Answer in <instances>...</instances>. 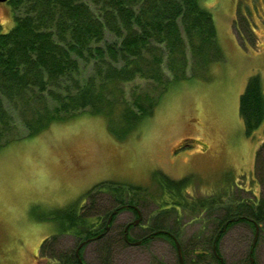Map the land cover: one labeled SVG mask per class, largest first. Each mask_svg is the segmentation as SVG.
Segmentation results:
<instances>
[{"label": "rangeland", "instance_id": "374dc122", "mask_svg": "<svg viewBox=\"0 0 264 264\" xmlns=\"http://www.w3.org/2000/svg\"><path fill=\"white\" fill-rule=\"evenodd\" d=\"M201 3L212 13L223 53V60L212 66L211 80L174 84L154 114L122 141L107 131L103 117L82 112L0 148V264H50L49 252L75 251L78 238L70 232L59 233L57 241L35 260L42 240L58 231L53 218L57 209L89 203L91 211L101 214L116 206L103 188L94 189L100 192L91 199H83L88 189L101 182L140 187L135 190L140 191L135 205L142 226L130 230V240L152 231L156 218L178 242L184 264L211 263L194 256L195 251L203 247L215 218L224 214L232 198H264V147L255 171L264 120L247 136L238 112L239 95L250 75H259L264 92V0ZM13 24L9 3L0 2V32ZM153 83L127 86L152 87ZM31 108L15 109L12 134L25 133L21 119L29 116L26 110ZM156 173L172 179L189 177L182 188L188 206L175 205L176 209L160 214L175 199L162 190ZM218 195L223 197L220 207L190 211L193 202L205 199L208 205ZM135 218L131 209L120 210L110 227V253L101 252L102 243L86 242L79 250L83 260L87 264H179L174 240L168 236L135 245L121 241L124 224ZM218 242L227 264H241L252 244V258L264 264V220L256 227L250 222L235 223Z\"/></svg>", "mask_w": 264, "mask_h": 264}, {"label": "trees", "instance_id": "16d2710c", "mask_svg": "<svg viewBox=\"0 0 264 264\" xmlns=\"http://www.w3.org/2000/svg\"><path fill=\"white\" fill-rule=\"evenodd\" d=\"M7 2L14 24L7 32H0V148L17 137L37 135L50 124L82 112L103 117L107 131L122 141L154 114L174 84L189 79L211 80L213 64L223 60L212 13L201 0ZM150 80L154 82L152 87L127 86ZM21 106L32 107L26 110L29 116L21 119L25 133L12 134L13 112ZM238 112L244 133L251 136L264 120V92L258 74L247 78L239 95ZM263 147L264 140L255 153V171ZM156 176L162 190L175 199L174 205L163 208L160 214L176 209L175 205L188 206L182 188L189 177ZM96 188L106 189V197L112 196L116 206L101 214L91 211L89 203L79 208L70 203L57 209L53 218L58 222V231L42 240L39 254L57 241L59 233L70 232L82 241L96 236L104 231L108 216L114 218L112 209L136 206L139 199L140 191L135 190L140 187L115 182L95 184L83 199L100 192L93 191ZM221 198H212L208 205L205 199L193 202L190 211L220 207ZM263 220L264 198H232L224 214L215 218L212 233L194 256L209 259L210 264H227L218 248L225 231L235 223L250 222L256 227ZM150 232L175 239L156 218ZM109 236L110 232L96 239L102 243L101 252L108 254ZM252 248L253 244L241 264H257ZM49 253L50 264H87L79 252Z\"/></svg>", "mask_w": 264, "mask_h": 264}, {"label": "flooded vegetation", "instance_id": "af4514ba", "mask_svg": "<svg viewBox=\"0 0 264 264\" xmlns=\"http://www.w3.org/2000/svg\"><path fill=\"white\" fill-rule=\"evenodd\" d=\"M124 208H127V209H131L132 210V212H133V215H135L136 216V218L134 219V220H132V221H128V222H126L125 224H124V226H123V228H122V230H121V241H123V242H125V243H129V244H132V243H136V242H138V244L139 243H141L142 241H145L146 239H151V238H154V237H157V236H155L154 234L155 233H153V232H150V233H148V232H146L141 238L139 237V238H136V239H133L132 241L130 240V237H131V235H130V230L133 228V227H135L136 225H138L139 224V226H142L141 225V215H140V211L137 209V207L136 206H131L130 208H128V207H126V205H125V207ZM113 211H116V209H112V212ZM119 212V210L116 212V213H114V215H116L117 213ZM110 216V215H109ZM108 216V217H109ZM138 219V220H137ZM112 221H113V216H111V218L108 220V218H107V220H106V222H105V225H104V231H101L99 234H101V233H103L102 235H104V234H106V233H108V232H110V227H111V223H112ZM94 237V236H93ZM101 237V236H100ZM99 237V238H100ZM92 238V237H91ZM80 241H82V240H79V242ZM92 241H96V239H94V240H90L89 242H92ZM78 242V243H79ZM39 256H40V254L38 253V255L37 256H35V260H39Z\"/></svg>", "mask_w": 264, "mask_h": 264}, {"label": "water", "instance_id": "95a60500", "mask_svg": "<svg viewBox=\"0 0 264 264\" xmlns=\"http://www.w3.org/2000/svg\"><path fill=\"white\" fill-rule=\"evenodd\" d=\"M4 1H7V0H0V2H4ZM113 213H116V211H113ZM111 216L112 215H110L109 217H108V220L111 218ZM138 220V219H137ZM103 233H101V234H98V235H96V236H94V237H92V238H88V239H85V240H83V241H81L80 243H78V245H77V247L75 248V254H78V251H79V249L86 243V242H89L90 240H94V239H98L101 235H102ZM255 240V239H254ZM175 247H176V250H177V256H178V261H179V264H184L183 263V257H182V253H181V250H180V246H179V244H178V242L175 240ZM132 244H138V242H136V243H132Z\"/></svg>", "mask_w": 264, "mask_h": 264}, {"label": "bare ground", "instance_id": "6f19581e", "mask_svg": "<svg viewBox=\"0 0 264 264\" xmlns=\"http://www.w3.org/2000/svg\"><path fill=\"white\" fill-rule=\"evenodd\" d=\"M79 252V251H78Z\"/></svg>", "mask_w": 264, "mask_h": 264}]
</instances>
